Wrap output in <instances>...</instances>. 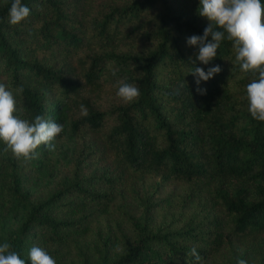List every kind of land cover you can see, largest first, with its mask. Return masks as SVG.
I'll list each match as a JSON object with an SVG mask.
<instances>
[{"label": "trees", "instance_id": "16d2710c", "mask_svg": "<svg viewBox=\"0 0 264 264\" xmlns=\"http://www.w3.org/2000/svg\"><path fill=\"white\" fill-rule=\"evenodd\" d=\"M11 2L0 4V72L16 115L30 122L43 116L80 138L101 131L105 145L94 150L105 163L88 174L75 169L47 198L31 202L9 159L3 195L18 215H8L0 244L10 243L30 264L32 232L40 228L56 244L48 254L59 259L71 234L90 230L100 211L112 208L128 225L115 234L117 248H95L94 263L79 248L78 264H196L192 248L199 264L215 257L219 264H264V122L251 117L246 100L256 77L241 71L226 38L208 65L197 60L199 45L186 40L210 23L200 6L108 1L84 17L76 9L81 0H22L30 15L12 26ZM121 42L133 45L121 52ZM216 65L221 71L197 85L190 72ZM119 81L137 86L138 99L125 104L117 97L100 107L105 93L116 96ZM137 181L140 215L115 201L126 182ZM76 205L79 213H65Z\"/></svg>", "mask_w": 264, "mask_h": 264}, {"label": "clouds", "instance_id": "9594fccd", "mask_svg": "<svg viewBox=\"0 0 264 264\" xmlns=\"http://www.w3.org/2000/svg\"><path fill=\"white\" fill-rule=\"evenodd\" d=\"M199 15L210 22L203 35H192L187 38L188 46L199 45L197 60L208 65L217 55L221 42L226 38L231 42L235 53V62L242 72H251L254 77L246 85V100L251 117L264 122V4L261 0H200ZM30 8L22 4V0H12L8 12V23L16 26L30 15ZM211 37V40H209ZM219 65L208 68L207 72L195 67L190 73L196 77V84L208 81L219 73ZM115 74V73H113ZM116 96L125 104L135 102L139 88L133 84L119 81ZM203 94L202 89L197 88ZM23 93V87L15 90ZM16 99L14 92L0 83V142L6 146L4 151H10L14 158L31 161L37 158V149L45 146L47 150H55V141L63 132V125L51 119L37 115L33 122L21 119L16 115ZM83 115H87L81 106ZM190 255L199 264L201 257L196 248ZM27 261L30 264H56L48 252L38 246H33L28 252ZM0 264H26L18 252L12 250L8 242L0 244ZM236 264H247L244 259H237Z\"/></svg>", "mask_w": 264, "mask_h": 264}, {"label": "rangeland", "instance_id": "374dc122", "mask_svg": "<svg viewBox=\"0 0 264 264\" xmlns=\"http://www.w3.org/2000/svg\"><path fill=\"white\" fill-rule=\"evenodd\" d=\"M4 0H0V4ZM72 4L73 0H67ZM114 2V4L123 3L124 0H81L76 7L77 12H81V16L88 17V13L92 10L91 6L106 5L107 2ZM186 7V9H192L200 6V0H180ZM207 22L208 19H207ZM133 45V44H132ZM131 44L128 42L118 43V47L121 52H127ZM0 83H3L8 88L7 77L0 72ZM117 99V96L107 92L104 94V100L101 102L100 107H107L111 101ZM99 144L105 145L104 137L101 131L88 132L84 138H80L77 135L71 134L70 130L63 131L55 141V150L49 151L46 149H39L37 151V158L31 161H24L23 159H16L13 157L10 151H4L6 147L3 142H0V232L3 225L8 221V215H18L15 212H9V207L6 205L7 198L3 194L7 192L9 185V179L11 175L12 165L9 161L12 160L16 166V169L20 172L21 187L25 196L29 201L36 202L43 200L49 196L57 187L61 186L62 181L72 177L73 172L77 168H82L85 174H88L92 170H100V166L105 163V160L101 158L102 155L98 154L94 150V146ZM107 163V162H106ZM88 171V172H87ZM140 183L134 185L131 182H126L123 188L121 196L116 197L118 204H124L128 210L140 215L141 206L138 203L137 194L140 191ZM139 188V189H138ZM141 193H144L141 192ZM162 195L166 193L161 192ZM75 213L65 212L68 215H76L82 209L76 205ZM22 210H20L21 213ZM60 212V211H59ZM176 215L178 212H159L157 215ZM59 215H65L62 211ZM101 215L90 230L72 235L71 240L66 242L65 255L62 258L56 259V264H78L77 252L79 248L86 251L91 256L92 262H96V258L91 252H94L95 248H100L106 245V248L115 249L117 244L115 242L116 233L127 230V223L123 216H120L118 212L112 208H107L104 211H100ZM159 219V224H162ZM11 222V221H10ZM168 222V221H167ZM16 222L11 226L15 227ZM123 229V230H121ZM127 232V231H126ZM43 229L36 228L32 232L34 240H32V247L38 246L44 248L47 252H52L56 248V244L51 240H47L43 234ZM108 253V252H107ZM207 264H219L218 258H212Z\"/></svg>", "mask_w": 264, "mask_h": 264}]
</instances>
